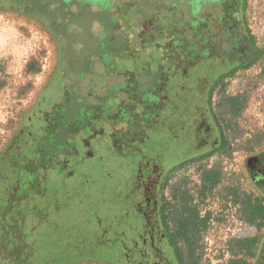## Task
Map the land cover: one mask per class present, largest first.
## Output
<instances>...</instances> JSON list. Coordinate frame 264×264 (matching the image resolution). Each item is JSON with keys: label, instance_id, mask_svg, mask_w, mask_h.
<instances>
[{"label": "rangeland", "instance_id": "374dc122", "mask_svg": "<svg viewBox=\"0 0 264 264\" xmlns=\"http://www.w3.org/2000/svg\"><path fill=\"white\" fill-rule=\"evenodd\" d=\"M23 1L27 0H18L17 4ZM61 1L70 2L72 9L62 18L65 10H61L60 1L55 0L48 9L49 20L41 15L42 19L21 11L0 9V152L26 123L40 97L44 102L36 107V118H41L45 108L55 101L62 102L65 91H61L59 85L65 87L67 80L68 84L73 82L69 80L72 77L65 79L64 67L80 68L85 63L82 69L86 71L88 62L96 59V111H100L102 117L108 114L111 118L117 117L120 102L130 104L127 108L137 116L139 112L135 109L139 110V103L144 102L140 94L154 86L163 88L164 85L166 91L184 76L191 80L210 77L205 81L213 84L226 71L221 66L209 67L210 59L201 61L200 65H191L187 70L175 61L178 19L165 11L172 0H132L128 14L119 0H114L117 2L115 11L109 10V0ZM137 15L152 21L157 28L153 38L151 35L139 37ZM245 19L256 45L264 51V0H246ZM77 70L70 69L73 79ZM128 81L138 84L137 96L129 98L125 92L119 95V86ZM199 87L195 84L191 91L196 93ZM213 90L211 102L218 120L217 124L213 121L212 124L215 132L223 129L229 146L172 171L167 178L164 197L171 204L174 218L180 211L189 214V205L204 220L197 234L199 264H229L236 259L241 261L238 264H251L252 257L246 256L236 241L253 236L261 238L264 234V227L259 230L256 227L257 220H246L257 192L245 170L247 158L264 150V62L238 72L227 83L213 85ZM175 92L183 98L187 90L176 89ZM192 98L191 94L186 96L188 104ZM156 123L157 120L144 131V142L136 144L141 155L134 149L114 152L107 148L109 143H97L98 166L115 184L126 187L137 182L139 172L144 171L143 165L151 166L162 160L173 165L195 155L196 136L192 125ZM105 150L107 155L103 156ZM114 153L118 156L112 155ZM95 164L93 159L84 162L94 173ZM207 171H217L220 179L210 191L203 182V173ZM88 178L91 181L86 180V186L96 181L92 176ZM176 190L179 193L174 199ZM72 230L67 232L68 243L78 239ZM13 235L12 239L0 240V264H19L29 251L43 256L49 246L46 238H27V241ZM117 255L113 249L109 256L100 252L81 255L77 260L73 255L70 258L76 260L74 264H126ZM9 258L14 262L8 261Z\"/></svg>", "mask_w": 264, "mask_h": 264}, {"label": "flooded vegetation", "instance_id": "af4514ba", "mask_svg": "<svg viewBox=\"0 0 264 264\" xmlns=\"http://www.w3.org/2000/svg\"><path fill=\"white\" fill-rule=\"evenodd\" d=\"M58 1L63 3L61 0ZM119 1L123 7L127 8L126 13L128 14L133 5L132 0ZM109 2L111 5L109 10L115 11L117 2L114 0H109ZM245 2L246 0H172L165 6V11L178 19L176 32L179 38L175 41V61L179 62L180 67L187 70L191 65H200L201 61L210 59L209 67L226 68L222 77L213 84L205 81L210 77L199 76L191 80L184 76L178 82L172 83L174 86L171 93H166L163 90L164 85H162L163 88L158 86L152 88L157 93L153 92L157 99L149 104L151 105L149 108L158 106L155 117L153 116V118H157L156 124L163 126L176 123L192 125L196 136V152L190 159L206 154L211 156L214 153L222 152L224 147L229 146L223 129L220 132H215L212 124V121L217 124L218 120L211 102L213 85L227 83L238 72L259 62H264V51L256 45L246 24ZM62 9L65 10V13L62 14V18H64L67 16L66 12L72 9L71 3H63ZM138 16L135 20L140 23L139 37L145 38V36L151 35L153 38L157 28L152 21L140 19ZM56 33L62 34V31ZM78 48L80 49V46ZM83 64L85 63H82L80 68L74 65L66 69L64 67L65 79L72 77L69 80L73 82L68 84L67 80L65 87L62 84L59 85L61 91H65L62 102L55 101L48 109H42L44 114H41V118H36V107L44 102V99L40 97L37 106L26 119V123L6 148L0 152V155L5 152L13 154L16 159L22 160L21 166L26 170L27 167L33 166L35 156L38 155L37 159H44L49 164H62L63 168L68 171L70 163L74 165L83 162V160L94 159L99 151L98 142L109 143V146L106 145L107 148L114 152H121L123 149H134L140 152L138 148H135L136 144L144 142V131L153 125L155 119L150 122L146 121L147 117L143 118L142 122H146L142 123L145 125L144 127L137 128L131 125L128 121L129 114L132 112L127 108L130 104H123V102L119 103L121 106L117 109L119 112L116 118H111L108 114L105 117L100 116V111H96V59L88 62L86 71L82 69L85 68ZM74 68H78L74 76L75 81L73 75L70 74V69ZM195 84L200 87L196 93H193L191 89ZM119 89V95L125 92L130 98L131 95L137 96L138 84L128 81L121 87L119 86ZM152 89H147L146 92ZM176 89L187 90V92L183 98H180L175 92ZM189 94L193 95L194 99L192 98L193 100L188 104L186 96ZM145 106L148 108V104ZM135 111L137 112L136 109ZM142 124L140 123L141 126H143ZM3 158H5L4 155ZM166 165L167 163L162 160L151 166L143 165L144 171H140L146 177L143 184L146 203L142 204L140 208L139 219L129 222V264H184V262L193 264L196 261L195 257L200 258V255L196 254L197 248H194V254L191 253L184 239L179 241L184 262L176 261L168 247L171 239L167 236L166 227L162 225L159 215L161 205L157 204L160 201L157 187L164 177ZM245 170L249 181L257 192V196L253 199V207L262 206L264 216V150L247 158ZM141 176L143 175L141 174ZM164 189L162 190L163 196ZM164 199L165 202H169L165 197ZM199 218L201 219L200 216ZM204 219L206 218L204 217ZM255 220H257L255 225L258 230L264 227V218L257 217ZM200 229L201 227H199V231ZM252 238L259 239L258 236ZM241 241H236V244L238 245ZM139 242L140 246H138ZM241 249L243 250V248ZM136 252L139 258L135 255ZM254 253L251 264L259 262L264 264V244L259 242ZM135 257L140 262L137 263ZM198 261L199 259L197 263ZM231 262L241 263L239 259L232 260L229 264Z\"/></svg>", "mask_w": 264, "mask_h": 264}, {"label": "trees", "instance_id": "16d2710c", "mask_svg": "<svg viewBox=\"0 0 264 264\" xmlns=\"http://www.w3.org/2000/svg\"><path fill=\"white\" fill-rule=\"evenodd\" d=\"M54 1L27 0L17 4L18 0H0V9L21 11L36 18H40L41 15L44 19H48V9ZM62 6L63 3H60L59 8L61 9ZM52 23L56 24L54 20ZM53 24L51 28H53ZM154 91L152 89L140 94L143 96L144 102H147L148 108L151 106L149 104L157 99V96L153 94ZM165 92L171 93V89H167ZM143 94L147 96L145 97ZM144 102L139 103V110H137L139 115L129 114L128 123L137 128L145 126L143 124L146 122H142L145 117H147L146 121L150 122L152 119H157L153 116L155 117L158 106L147 110ZM140 123H143V126ZM136 152L141 155L140 152ZM5 153L0 155V240L12 239V233H14L13 236L21 240L46 238V243L49 245L43 256L29 251L28 256L18 261L19 264H74L81 255L91 256L94 253L98 255L101 252L104 256H109L113 249L126 264L130 263L128 261L129 222L139 219L140 208L142 204L146 203L145 186L143 185L146 177L142 172L138 174L137 182L125 187L115 184L108 173L102 172L98 166L100 160L96 159L98 155L93 159L96 160V173H94L91 168L84 166L85 160L74 165L70 163V170L66 171L62 164H49L44 159H37L38 155L35 156L33 166L27 167L26 170L21 166V159L19 161L13 154ZM106 155L105 152L103 156ZM112 155L118 156L116 153ZM209 155L182 160L173 165L167 164L164 167V177L157 187V192L160 193V201L157 204L161 205L159 215L162 225L166 227L167 236L171 239L168 247L176 261L184 260L179 245L181 239H184L185 244L194 254V248H197L198 241L196 235L199 232V227L204 226L201 224L204 220H201L197 212L188 204L189 216H184V213L180 211L174 218L170 211L171 204L165 202L162 190L166 188L167 178L172 171ZM89 176L96 178V181L86 186V180L91 181ZM203 182L209 186L210 190L220 182L219 173L217 171L204 172ZM80 188L82 189L79 192L74 193V190ZM178 193V190L174 192V199L178 197ZM184 197L186 198L185 195ZM248 209L247 222H251L257 217L264 218L262 206L253 207L251 205ZM68 230H72L74 237L78 239H73L71 243H68ZM263 238L262 236L261 240L260 238L247 239L238 243V246L243 248L246 256L253 258L256 245L259 242L264 244ZM138 246H140V242ZM72 255L76 260L70 258ZM135 255L139 258L137 252ZM137 257L134 259L138 263L140 260ZM198 259L195 257L196 261L193 264H198ZM8 261L14 262L11 258ZM230 264L237 263L231 262Z\"/></svg>", "mask_w": 264, "mask_h": 264}]
</instances>
